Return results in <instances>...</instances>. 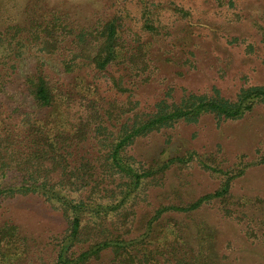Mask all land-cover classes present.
<instances>
[{"label":"trees","instance_id":"1","mask_svg":"<svg viewBox=\"0 0 264 264\" xmlns=\"http://www.w3.org/2000/svg\"><path fill=\"white\" fill-rule=\"evenodd\" d=\"M141 17V29L152 34L154 12L144 6ZM62 20L52 10L27 25L0 28V203L33 194L64 221L62 232L46 242L49 252L15 223L1 221L0 264H216L207 246L213 234L199 225L193 240L186 222L172 214L188 216L215 201L222 215L235 217L231 205L239 201L230 186L247 166L264 163V143L255 146L252 158L240 153L225 167L197 157L193 149L153 163L136 157L132 146L180 121L195 122L205 112L217 121L234 120L255 105L264 107V83L240 85L231 97L215 87L185 92L178 100L163 96L149 109L131 97L100 100L92 84L80 80L61 88L43 70V58L55 60L63 74L83 67L102 72L125 55L119 25L109 18L89 31V40L77 34L88 50L55 57L52 48L66 31ZM254 23L264 43V26ZM29 57L36 58L34 65L23 61ZM110 80L117 91L130 93L118 78ZM193 159L217 185L188 201L157 202L136 228L137 209L151 204L149 196L163 186L167 170L178 164L174 161ZM245 229L248 237H256L253 228Z\"/></svg>","mask_w":264,"mask_h":264},{"label":"rangeland","instance_id":"2","mask_svg":"<svg viewBox=\"0 0 264 264\" xmlns=\"http://www.w3.org/2000/svg\"><path fill=\"white\" fill-rule=\"evenodd\" d=\"M144 6L157 17L152 34L140 27ZM52 10L62 14L67 24L62 40L52 48L55 57L88 50L87 42L78 41L77 34L89 40V31L109 18L119 25L120 53H125L102 72L83 67L62 74L55 60L43 58V70L61 88L80 80L91 83L100 100L131 97L149 109L163 96L178 100L185 92H209L215 87L231 97L240 85L264 83V43L254 23L264 26V0H0V28L14 22L27 25L37 14L49 17ZM23 61L34 65L36 58ZM115 78L130 93L111 86L110 79ZM263 143L264 107L258 104L234 120L217 121L205 112L195 122L180 121L173 128L136 139L132 152L161 163L193 149L197 157L225 167L240 153L252 158L255 146ZM174 162L178 164L167 170L163 186L149 196L151 204L142 203L137 209L136 228H141L157 202L188 201L217 185V179L202 170L196 159L186 164ZM230 192L239 201L231 205L235 217L222 215L215 201L188 216L172 215L186 222L193 240L199 225L213 234L207 246L216 264H264V163L247 166L233 180ZM3 220L15 223L19 232L46 252L51 246L46 242L64 227L60 213L33 194L1 202L0 222ZM245 228H253L256 237H248Z\"/></svg>","mask_w":264,"mask_h":264}]
</instances>
